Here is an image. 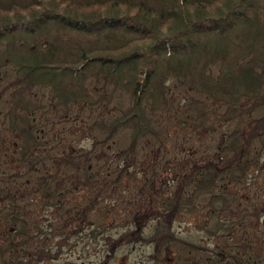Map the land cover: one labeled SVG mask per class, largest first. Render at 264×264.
<instances>
[{
    "label": "trees",
    "instance_id": "trees-1",
    "mask_svg": "<svg viewBox=\"0 0 264 264\" xmlns=\"http://www.w3.org/2000/svg\"><path fill=\"white\" fill-rule=\"evenodd\" d=\"M263 7L264 0H0V74L11 79L0 89V152L8 154L0 153V264L56 258L40 212L55 216L50 236H78L139 149H163L153 116L170 111V81L194 95L176 114L181 130L216 141L209 155L181 165L172 187L157 190L152 181L147 209L131 215L107 252L142 242L154 244L158 259L167 251L171 264H264V205L230 199L233 191L247 195L264 169ZM50 116L66 128L52 135L43 128ZM82 137L88 150L78 149ZM113 144L121 149L107 154ZM95 157L122 161L112 181ZM77 185L89 186V199L69 206ZM198 210L194 226L219 247L171 230L177 216Z\"/></svg>",
    "mask_w": 264,
    "mask_h": 264
},
{
    "label": "rangeland",
    "instance_id": "rangeland-1",
    "mask_svg": "<svg viewBox=\"0 0 264 264\" xmlns=\"http://www.w3.org/2000/svg\"><path fill=\"white\" fill-rule=\"evenodd\" d=\"M264 8V7H263ZM259 21L264 22V10L260 12ZM18 42H15L17 45ZM218 64L211 69L212 74H216ZM10 69V68H9ZM11 70V69H10ZM4 70L0 74V89L6 87L10 82V77ZM194 99L193 93L187 90L180 82L170 81L168 83L167 103L169 105L168 113H156L153 118L157 121L155 127L157 129L158 137L162 140L163 149L158 150L152 144L149 149L141 147L138 151L136 162L124 171L116 186L109 184L106 195L103 196L104 201L99 203L88 213L87 223L82 232L78 236H73L69 239L52 237V231L49 229V224L53 225L55 216H50L49 212L44 211L37 217L38 226L47 234V246H56L57 255L52 260L41 262V264H101L108 255L110 259L108 264H156L161 260V264H171L173 259L167 251L163 253L158 259L155 254L154 244L147 243H133L131 245H123L115 247L112 253H108V243L114 240L124 230L129 229L131 224L129 220L131 215L136 212H143L147 209L149 201L148 188L153 186L157 190H162L163 187L173 186L171 179L174 175H178L181 170H187L191 162L201 160L204 156L211 153V149L216 141L214 137L197 136L195 133L190 134L181 130L177 122L176 114L183 111L189 101ZM122 103H124L122 101ZM110 112V106H108ZM83 112L87 111V107L81 106ZM49 116V115H47ZM46 116V117H47ZM45 117V118H46ZM45 120V119H44ZM49 123L43 124V128H53L51 134L54 135L56 131L65 129L63 125H57L53 117H49ZM81 123L75 124L72 128H79ZM83 127V125H81ZM87 127V126H86ZM84 128V127H83ZM79 150H88L90 143L87 138L82 137L80 141L76 142ZM80 147V148H79ZM7 148V147H6ZM121 148L113 144L105 152L114 155L119 152ZM7 150V149H6ZM104 153V150H99ZM5 158L8 154L4 150L0 152ZM96 159H102L97 158ZM111 158V157H110ZM120 161V160H119ZM122 161L119 163L114 158L99 161L97 166L100 167V175H106V181H112L115 177L116 170L121 167ZM181 165L184 166L182 169ZM107 170V171H104ZM264 178V169L259 173ZM258 174L256 186H248V194L242 191L231 192L230 199L246 204V198L251 201H256L259 197L260 204L264 205V184ZM257 177V174H255ZM97 182V181H95ZM258 185H263V188L258 189ZM95 186L97 183L94 184ZM77 185L73 187L72 194L67 197L69 206H75L81 203L82 198L89 199L88 192L92 191L87 185L79 188ZM160 187H162L160 189ZM112 196H109L113 191ZM256 193V194H255ZM108 195V196H107ZM87 202V201H86ZM258 202V204H259ZM207 201H202L197 205L199 209H205ZM198 212V213H197ZM182 213L176 217L171 225L173 233L183 240L194 242L198 246L214 249L219 247L218 241L208 238L205 233L200 232L194 226L196 222L201 221L202 211L199 212ZM254 223L256 218H253ZM264 224V217L259 218L257 226ZM153 223L145 226L142 230V235L149 236L153 229ZM52 230V227L50 228ZM159 264V263H158Z\"/></svg>",
    "mask_w": 264,
    "mask_h": 264
}]
</instances>
